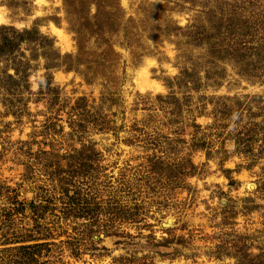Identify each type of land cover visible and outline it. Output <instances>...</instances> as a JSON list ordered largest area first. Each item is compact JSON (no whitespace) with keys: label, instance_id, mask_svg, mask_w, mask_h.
Masks as SVG:
<instances>
[{"label":"rangeland","instance_id":"rangeland-1","mask_svg":"<svg viewBox=\"0 0 264 264\" xmlns=\"http://www.w3.org/2000/svg\"><path fill=\"white\" fill-rule=\"evenodd\" d=\"M0 264H264V0H0Z\"/></svg>","mask_w":264,"mask_h":264},{"label":"trees","instance_id":"trees-1","mask_svg":"<svg viewBox=\"0 0 264 264\" xmlns=\"http://www.w3.org/2000/svg\"><path fill=\"white\" fill-rule=\"evenodd\" d=\"M16 39H17V38H16ZM17 44L19 45L18 40H17ZM8 46H9V50L13 49V47H12V43H10V42H9V45L6 44L5 46H2V47H8Z\"/></svg>","mask_w":264,"mask_h":264},{"label":"bare ground","instance_id":"bare-ground-1","mask_svg":"<svg viewBox=\"0 0 264 264\" xmlns=\"http://www.w3.org/2000/svg\"><path fill=\"white\" fill-rule=\"evenodd\" d=\"M55 31V30H54ZM58 31H56V33H57ZM58 33H60V32H58ZM144 78V77H143ZM147 81V80H146ZM170 221V220H169ZM171 225V224H170Z\"/></svg>","mask_w":264,"mask_h":264}]
</instances>
